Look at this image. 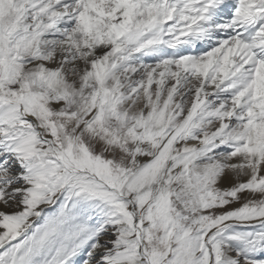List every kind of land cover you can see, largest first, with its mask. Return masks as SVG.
Listing matches in <instances>:
<instances>
[{"label":"snow or ice","instance_id":"6c2138e0","mask_svg":"<svg viewBox=\"0 0 264 264\" xmlns=\"http://www.w3.org/2000/svg\"><path fill=\"white\" fill-rule=\"evenodd\" d=\"M0 264H264V0H0Z\"/></svg>","mask_w":264,"mask_h":264}]
</instances>
